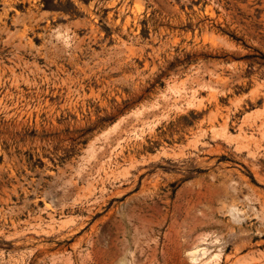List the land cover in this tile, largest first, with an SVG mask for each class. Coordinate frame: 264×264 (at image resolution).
Masks as SVG:
<instances>
[{"label": "rangeland", "instance_id": "rangeland-1", "mask_svg": "<svg viewBox=\"0 0 264 264\" xmlns=\"http://www.w3.org/2000/svg\"><path fill=\"white\" fill-rule=\"evenodd\" d=\"M263 145L264 0H0V264H264Z\"/></svg>", "mask_w": 264, "mask_h": 264}, {"label": "bare ground", "instance_id": "bare-ground-1", "mask_svg": "<svg viewBox=\"0 0 264 264\" xmlns=\"http://www.w3.org/2000/svg\"><path fill=\"white\" fill-rule=\"evenodd\" d=\"M245 143V142H244ZM247 144V143H246ZM259 144V143H258ZM245 145V144H244ZM246 146V145H245ZM260 146V145H259ZM264 146V145H263ZM239 148V147H238ZM248 148V147H247ZM250 150H248V152H249ZM234 206V205H233ZM262 206V205H261ZM229 209V208H228ZM228 211V210H227ZM230 211V210H229ZM239 211V210H238ZM236 222V221H235ZM237 247H239V246H237ZM236 248V247H235ZM241 248V247H240ZM239 249V248H238ZM201 251V250H200Z\"/></svg>", "mask_w": 264, "mask_h": 264}]
</instances>
